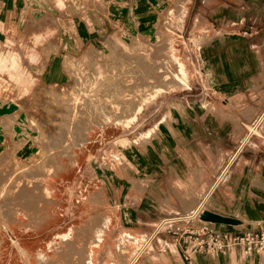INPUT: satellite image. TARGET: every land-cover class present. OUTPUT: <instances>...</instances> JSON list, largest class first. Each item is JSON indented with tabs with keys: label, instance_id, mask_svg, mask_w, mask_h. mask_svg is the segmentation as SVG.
<instances>
[{
	"label": "crops",
	"instance_id": "crops-1",
	"mask_svg": "<svg viewBox=\"0 0 264 264\" xmlns=\"http://www.w3.org/2000/svg\"><path fill=\"white\" fill-rule=\"evenodd\" d=\"M148 1L155 4L159 0ZM188 1L171 0L170 13L176 20L184 16ZM98 3L99 0H0V179L6 174L15 179L22 170L84 174L91 167L92 171L100 169L101 145L97 140L92 147L93 158L89 160L88 153L78 152L76 162L70 161L68 151L47 153L35 143L25 142L36 138L28 127L33 116L29 108L36 103L21 97L22 88L6 77L11 70V59H23L25 67L34 70L31 59L56 60L64 56L66 51L61 49L56 53L54 44L84 42L81 36L54 34V28L71 23L72 4H77L85 14L79 20L91 18L95 25L94 21H99ZM145 13L146 8L142 7L139 15L143 17ZM186 17L189 22L185 21L184 26L190 33L201 36L208 33L203 65L206 75L214 76V81H207L206 90L221 98L223 114L217 119L204 111L200 113L194 105L196 101L189 98L169 102L170 108L155 127L143 133V144L135 147L134 152L132 148L125 151L130 162L139 166L141 177L139 184L129 182L133 171L128 170L124 187L119 185L125 195L123 203L119 199L117 202L124 209L106 212L107 216H101L95 208L90 212L83 210L87 212L83 218L88 223L94 224L101 217L111 220L107 232L111 237L92 248L97 252L96 263L114 260L118 233L144 240L162 218L190 212L200 205L204 210L241 222L240 225L210 224L215 231L241 234L264 229V118L258 133L254 132L246 143L244 138L242 141L237 138L241 135L240 127L255 117L254 125L264 114V0H191ZM36 44L42 45L37 49ZM47 70L53 79L62 80V65L51 61ZM108 174L113 181V174ZM98 177L96 174L94 178L98 181ZM98 194L94 192L93 196ZM177 250L167 252L158 245L135 264L225 261L224 253H210L195 254L189 262L182 249L177 247ZM135 254L128 253L130 262ZM89 257L92 264L91 253ZM116 263L122 264L120 259Z\"/></svg>",
	"mask_w": 264,
	"mask_h": 264
},
{
	"label": "rangeland",
	"instance_id": "rangeland-1",
	"mask_svg": "<svg viewBox=\"0 0 264 264\" xmlns=\"http://www.w3.org/2000/svg\"><path fill=\"white\" fill-rule=\"evenodd\" d=\"M190 1L182 19L176 20L170 13L171 0L155 4L148 0H99V21L95 20V25L91 18L79 20L84 12L72 4L71 23L54 28V34L81 36L84 42L54 44L56 53L66 51L64 56L56 60L31 59L34 70L26 68L23 59H11L8 81L22 88L21 97L36 103L29 108L33 116L28 125L36 138L25 142H33L47 153L68 151L70 161L76 162L78 152L88 153L89 160L93 158L92 147L97 140L101 145V166L97 171L91 167L84 174L22 170L15 179L8 174L0 179V264H85L83 260L68 258L66 238L77 241L84 254L91 253L92 264H119L117 259L131 264L128 253L135 254L147 238L132 239L120 232L116 235L119 245L113 252L114 260L96 263L97 252L92 248L111 237L107 234L111 220L101 217L100 223L93 225L83 218L87 214L83 210L90 212L95 208L101 216H107L106 212L124 209L125 194L119 185L124 187L128 170L133 171L129 182L139 184L141 177L139 166L130 162L125 151L132 148L134 152L143 144V133L155 127L170 108L169 102L189 98L196 101L198 112L221 118L224 103L206 90L207 81H214V76L206 75L203 65L208 33L192 34L184 26L185 21L189 22L186 16ZM142 7L146 8L143 17L139 15ZM40 45L35 46L38 49ZM171 56L182 64L186 83L159 91L163 92L146 101L140 112L135 111L151 87H162L163 81L178 79V64L172 63ZM51 61L62 65V80L47 74ZM252 120L239 128V140H245L251 131ZM108 173L113 174L116 184ZM94 192H99L98 196H93ZM29 230L38 232L26 233ZM158 245L167 252L178 251L173 238L165 236H158L148 251ZM224 258L222 264H264V252L248 258L241 247L229 246Z\"/></svg>",
	"mask_w": 264,
	"mask_h": 264
},
{
	"label": "built area",
	"instance_id": "built-area-1",
	"mask_svg": "<svg viewBox=\"0 0 264 264\" xmlns=\"http://www.w3.org/2000/svg\"><path fill=\"white\" fill-rule=\"evenodd\" d=\"M263 118L264 114L252 126L255 131L262 123ZM254 132L249 131L243 143H246ZM221 178L217 179L213 189L218 186ZM203 212L204 207L200 205L190 212L177 213L162 218L154 232L137 250L131 264H135L141 256L148 252L149 246L158 236L173 238L176 245L182 249L184 258L189 262L192 261L195 254L224 253L229 246L241 247L243 255L248 258L264 252L263 228L248 230L241 234L215 231L211 227V223L201 220Z\"/></svg>",
	"mask_w": 264,
	"mask_h": 264
},
{
	"label": "bare ground",
	"instance_id": "bare-ground-1",
	"mask_svg": "<svg viewBox=\"0 0 264 264\" xmlns=\"http://www.w3.org/2000/svg\"><path fill=\"white\" fill-rule=\"evenodd\" d=\"M184 1H186V0H180V2L181 3H183ZM179 12V11H178ZM184 12H185V10H184ZM175 13V12H174ZM176 14V13H175ZM174 14V15H175ZM180 15V14H179ZM178 16V15H177ZM178 19H179V17H178ZM166 42V41H165ZM166 44H168V43H166ZM165 44V45H166ZM168 46V45H167ZM173 49V48H172ZM166 50V49H165ZM165 55H166V53H165ZM168 55V54H167ZM141 58V57H140ZM167 59V58H166ZM169 61V60H168ZM171 61H172V63H174L175 65L176 64H178V79H176V80H174V81H166V82H162L163 84H164V86H162V87H160V86H158V87H151V90H150V93L149 94H145L144 96H142L141 98H140V101H139V103L137 104V107L136 108H134V110L135 111H137V112H140L141 111V109H142V107H143V104L144 103H146V101H148V100H150L152 97H154L157 93H159V91H161V90H167V89H169V88H171V87H179V86H184V84L186 83L185 81V73H184V71H183V69H182V64L179 62V61H177V58L176 57H174V56H171ZM170 62V61H169ZM172 63H171V65H172ZM147 64V63H146ZM161 66H162V64H161ZM165 67V66H164ZM173 67V66H172ZM154 68V67H153ZM170 68V67H169ZM152 69V68H151ZM175 69V68H174ZM154 70V69H153ZM157 70V69H156ZM152 71V70H151ZM156 73V72H155ZM154 74V73H153ZM167 74V73H166ZM169 74H171L170 72H169ZM159 75V74H158ZM157 75V76H158ZM155 76V75H154ZM145 77V76H144ZM156 78V77H155ZM161 78V77H160ZM153 80H154V83H155V79L154 78H152ZM164 80V79H163ZM157 81V80H156ZM117 83V82H116ZM119 83V82H118ZM161 83V82H160ZM160 83H158V84H160ZM161 83V84H162ZM146 84V83H145ZM147 84H149V83H147ZM142 85V84H141ZM102 92V91H101ZM151 101V100H150ZM111 110V109H110ZM121 111V110H120ZM103 112V111H102ZM104 112H106V111H104ZM103 112V113H104ZM100 113V112H99ZM131 113V112H130ZM98 114V113H97ZM107 114V113H106ZM117 114V113H116ZM99 115V114H98ZM133 115V114H132ZM131 115V116H132ZM70 117V116H69ZM129 117H130V115H129ZM134 118V117H133ZM128 119V118H127ZM132 120V119H131ZM129 121V120H128ZM80 129V128H79ZM253 130L255 131V128H253ZM252 130V132H254ZM53 148V147H52ZM22 194V193H21ZM24 196V195H23ZM38 209V208H37ZM100 221V220H99ZM98 221V223H100ZM104 221V220H103ZM97 223V224H98ZM105 223V222H104ZM95 224V223H94ZM93 224V225H94ZM95 226H97V225H95ZM98 226H100V224H98ZM104 226V225H103ZM102 227V225L100 226V228ZM95 228V227H94ZM94 228H92V229H94ZM97 228V227H96ZM106 228V227H105ZM98 229V228H97ZM96 229V230H97ZM95 230V229H94ZM99 231H97V232H100V229H98ZM93 231V230H92ZM102 231V230H101ZM101 233H103V231L101 232ZM94 235V234H93ZM97 235H98V233H97ZM95 236V235H94ZM101 236H102V234H101ZM101 238V237H100ZM97 239V238H96ZM96 239L94 240L95 242H97L96 241ZM99 239V238H98ZM65 242L64 243H66V245L68 244V249L66 250L67 252H68V254H69V257L68 258H70V259H80L81 261H78V262H82V260H83V262H85V264H90V262H91V259H90V257H89V252H87V253H85L84 254V252L82 251V248L79 246V244L77 243V241H75L74 239L73 240H71L70 238L69 239H65L64 240ZM99 241V240H98ZM66 248V247H65ZM63 249V248H62ZM64 252V251H63ZM70 252V253H69ZM81 254H84V255H82V257H81ZM68 256V255H67ZM64 259V258H63ZM67 259V258H66ZM69 259V260H70ZM65 261V260H64ZM68 261V260H67Z\"/></svg>",
	"mask_w": 264,
	"mask_h": 264
},
{
	"label": "water",
	"instance_id": "water-1",
	"mask_svg": "<svg viewBox=\"0 0 264 264\" xmlns=\"http://www.w3.org/2000/svg\"><path fill=\"white\" fill-rule=\"evenodd\" d=\"M201 220L211 224H223V225H240L241 222L239 220L225 217L208 210H204L201 215Z\"/></svg>",
	"mask_w": 264,
	"mask_h": 264
}]
</instances>
